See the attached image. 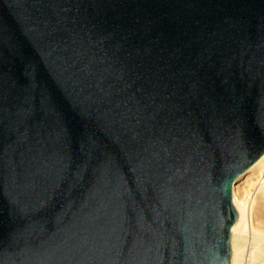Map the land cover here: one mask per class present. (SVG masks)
<instances>
[{
	"label": "water",
	"instance_id": "obj_1",
	"mask_svg": "<svg viewBox=\"0 0 264 264\" xmlns=\"http://www.w3.org/2000/svg\"><path fill=\"white\" fill-rule=\"evenodd\" d=\"M264 153V0H0V264H229Z\"/></svg>",
	"mask_w": 264,
	"mask_h": 264
},
{
	"label": "bare ground",
	"instance_id": "obj_2",
	"mask_svg": "<svg viewBox=\"0 0 264 264\" xmlns=\"http://www.w3.org/2000/svg\"><path fill=\"white\" fill-rule=\"evenodd\" d=\"M247 175V188L239 192L238 182ZM255 193L254 197L250 192ZM264 200V153L233 183L231 202L237 213L230 227L229 264H264V224L254 218L257 197Z\"/></svg>",
	"mask_w": 264,
	"mask_h": 264
},
{
	"label": "rangeland",
	"instance_id": "obj_3",
	"mask_svg": "<svg viewBox=\"0 0 264 264\" xmlns=\"http://www.w3.org/2000/svg\"><path fill=\"white\" fill-rule=\"evenodd\" d=\"M247 175H245V177H243V179H241L238 184H240V187L238 188V191L241 192L244 189L247 188ZM250 192V196L254 197L256 195V192L252 194L251 191ZM253 212H254V218H256V221L260 224H264V200H262L259 196L257 197V204L254 205L253 208Z\"/></svg>",
	"mask_w": 264,
	"mask_h": 264
}]
</instances>
